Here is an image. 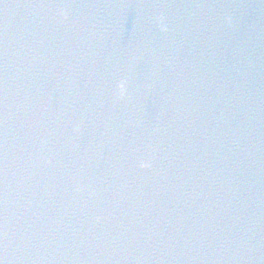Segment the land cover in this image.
<instances>
[{
    "label": "water",
    "instance_id": "95a60500",
    "mask_svg": "<svg viewBox=\"0 0 264 264\" xmlns=\"http://www.w3.org/2000/svg\"><path fill=\"white\" fill-rule=\"evenodd\" d=\"M0 264H36L1 227Z\"/></svg>",
    "mask_w": 264,
    "mask_h": 264
},
{
    "label": "clouds",
    "instance_id": "9594fccd",
    "mask_svg": "<svg viewBox=\"0 0 264 264\" xmlns=\"http://www.w3.org/2000/svg\"><path fill=\"white\" fill-rule=\"evenodd\" d=\"M61 15H66L65 12H61ZM162 27V30H166V28H164L163 25H161ZM126 94V82L121 80L119 85H118V89H117V92L115 93V95L117 96L118 99H123L124 96ZM78 130V129H76ZM141 168H144V167H148V163L146 162H141L140 165H139Z\"/></svg>",
    "mask_w": 264,
    "mask_h": 264
}]
</instances>
